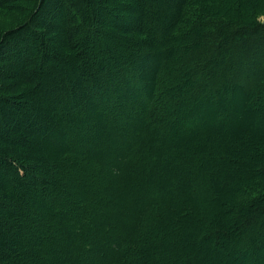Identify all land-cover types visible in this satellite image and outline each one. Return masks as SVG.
Listing matches in <instances>:
<instances>
[{
    "label": "rangeland",
    "instance_id": "obj_1",
    "mask_svg": "<svg viewBox=\"0 0 264 264\" xmlns=\"http://www.w3.org/2000/svg\"><path fill=\"white\" fill-rule=\"evenodd\" d=\"M40 1L42 2L2 0L0 33L17 29L27 23L46 40L44 41L48 49L61 51L68 60L73 52L66 46V36L59 31L60 22L55 29L47 27L52 9L46 12V20H43V11H39ZM179 1L89 0L92 24H97L98 19L103 23L108 18L102 13L103 5L113 7V15L109 17L117 24L104 23L108 25L106 29L92 33L94 35L88 34V29L83 27V38L80 40L82 50L78 47L79 53L70 61L73 65L70 63V66L66 65L61 70L44 69L46 65L38 61L39 53L29 52L36 60V71L32 74L33 80L37 81L34 87L24 85L19 80L21 77L18 73L25 69L22 63L19 64L22 58L28 51L35 50L32 40L26 39L23 43L25 50L22 49V44L11 49L15 55L6 57L5 51L0 52V111L3 118H9L8 124L1 127L2 134L11 138L27 128L24 143L13 144L11 147L14 158L18 159L20 154L25 155L27 162L38 167V172L54 174L53 163L60 155L71 154V148L87 154L84 155L86 160H83L79 171L78 168L74 170L87 184V193L91 190L87 200L83 199L78 203L79 208L75 204L73 208L53 205V209H49L45 200L43 204L36 206L42 218L32 234L39 236L41 247L48 246L51 264H136L133 256L139 250L147 251L146 256L155 264H185L184 260L188 259L195 260V264H264V223L261 226L256 223L249 233L250 236H256V247L251 249L247 245L248 250L243 255L236 248L237 243L245 241H234V233L229 237H209L202 241L210 235L206 229L211 224L215 227L227 225L234 217V211H228L230 203L239 202L233 198L234 193L241 190L264 191V172L253 173L255 171L246 165L243 169L236 168L232 161L242 156L246 162H260L259 158H250L254 152L261 153L264 150V107L257 100L251 101L247 106L242 104L244 95L239 90L234 92L231 89V77L226 84L227 88H218L219 101L212 103L201 101V95L190 97L192 91L189 92L187 86L176 88L168 92L170 94L165 95V98L181 99L177 111L168 107V111L163 113L165 117L157 123L158 128H152L150 121L144 120L145 110L149 109L147 102H144L146 87L139 90L135 81L129 83L128 80H121V96L116 98L109 93L100 94L97 89L92 91L91 88L90 95L87 96L82 86V80L97 76L95 66H91V63L109 67L119 57L125 58L127 54L131 56L137 52L135 35L129 34L133 28H125L136 24V14L130 11L131 8L139 10L142 3L149 2L152 16L156 15L158 21L165 22L169 20L168 14L175 10ZM211 1L214 2L212 5L222 7L228 12L251 14L254 15V20L264 23V11L259 7L264 4V0H246L247 4H243V0H234L233 8L228 6V0ZM186 4L190 6L193 0H186ZM121 24L124 26H120ZM57 30L58 32H54ZM72 38L74 40L79 37ZM8 41L11 42L10 38ZM76 43L79 42L76 40ZM114 77L117 78L118 75L114 74ZM144 81H148L147 73ZM101 89L104 90L103 86ZM197 90L200 91V88ZM104 105L107 106L102 109ZM33 106L39 108L40 114L37 116L40 119L36 121L38 124L32 119L26 122V109L30 110ZM21 124L25 128H21ZM201 124L213 134L206 133L204 129L191 133L194 126ZM31 126L36 130H28ZM133 139L142 150L140 163L132 169L125 168L117 175L116 169L112 167H119L122 159L125 163L126 158L121 159L120 155L126 149L128 151V141ZM67 148H70L68 150L71 153L64 152ZM212 148L215 150L216 161L208 166L207 163L196 161L200 167H213L214 175L206 179L200 173V168L188 160L191 156L196 158L206 154ZM262 153L264 157V152ZM223 154L225 157H222ZM218 156L220 159H216ZM126 172L128 178L124 179ZM93 174L100 180L97 188H93L91 184ZM107 179L110 184H105L112 191L103 194L99 188L106 187L103 183ZM122 181L123 189L117 188ZM194 189L199 190L200 199L186 203V195ZM98 190L101 193H97ZM96 193L98 197L101 196L109 202L103 205L104 200L99 201ZM154 195H159L160 200L147 205L145 210L137 214V209ZM201 195L208 197L202 199ZM112 209L118 212L109 214ZM68 210H71L70 214ZM193 211L199 214L200 220L189 216ZM185 213L192 220L191 224L181 221L180 214L184 216ZM130 215H136L138 226H145L151 231L150 234L142 230L138 233L142 237L150 235V240L154 238L160 241L159 245L146 244L149 240L146 237L144 241L141 239L138 247L129 251L127 258L121 256L108 261L110 254L115 253L112 238L115 234L123 235L129 230V223L133 222ZM47 224L48 230L42 231ZM228 231L231 233V230ZM47 236H51L50 240H47ZM141 244L145 245L141 247Z\"/></svg>",
    "mask_w": 264,
    "mask_h": 264
},
{
    "label": "trees",
    "instance_id": "obj_2",
    "mask_svg": "<svg viewBox=\"0 0 264 264\" xmlns=\"http://www.w3.org/2000/svg\"><path fill=\"white\" fill-rule=\"evenodd\" d=\"M228 1L230 2L228 6L233 8L232 2L234 0ZM46 3H48V6ZM213 3L211 0H193V4L187 6L186 0H180L177 6L175 5V10L168 14L169 20H165V22L158 21L156 15L152 16L149 2L142 3L139 10L131 8L130 11L136 14V24L125 28L128 30H130V27L133 28L128 33L135 35L136 40L134 42L137 45V52L131 56L127 54L125 58L119 57L109 67H100L95 62L91 63V66H95L94 70L97 76L82 80L86 95H90L89 88H91L92 91L97 89L100 94L107 95L109 93L112 97L119 98L122 89V82L120 81L124 80L125 82L128 80L127 82L130 83L133 80L139 86V90L146 87L144 93L146 101L144 102H147L149 109L145 110L144 120L150 121L149 124L152 128H158L157 123L165 117L163 113L168 111V107L177 111V105L181 103V99L178 97H175L174 100L165 98V95L170 94L168 92L187 86L189 92L192 91L190 97L201 95V101L205 100L212 103L219 101L217 100L218 88H227L226 84L229 82L230 77L233 79L231 89L234 92L239 90L244 95L242 104L247 106L251 101L257 100L260 106L264 107V23L254 20V15L228 12L222 7L212 5ZM247 3L248 1L243 0V4ZM1 4L2 0H0ZM39 5H41L39 11H43V20H46V12H50V9H52L51 14L53 17L51 15L49 23H46L47 27L55 29L56 24L60 22L59 31L66 36V46L71 48L73 54L67 60L61 51H57L55 48L48 49L46 40L31 29L27 23L17 29L0 33V52L5 51L6 57L15 55V52H11V49L20 46L19 44H22V49L25 50L26 46H23V43L26 42V39L32 40L35 50L28 51L22 58V62L19 64L22 63L25 69L18 72L21 77L19 80L27 87H34L37 82L32 78V74L36 71V60L31 57L29 52L39 53L38 61L46 65L44 69L58 68V70H61L66 65L70 66L71 59L79 53L78 47L82 50L80 40L83 38V27L88 29V34H95V32L106 29L105 27L108 25H104V23L117 24L114 20H110L109 16L113 15V7L108 5H103L101 8L104 16L108 18L103 20V23L101 19H98L97 24H92L89 0H42ZM259 7L264 11V4H260ZM120 26H124V24ZM22 30H24L23 33H21ZM54 32H58V30ZM73 36L79 38L73 40ZM9 38L11 42L8 41ZM76 40L79 43H76ZM71 64L73 65V63ZM47 73L49 74L48 71ZM145 73H147L148 81H144ZM114 74H117L118 77L115 78ZM101 86L104 90L101 89ZM197 88H200V91ZM107 98H110V96ZM105 106L107 105L102 106V109H105ZM38 111L39 108L36 106H33L30 110L26 109V122L29 119L34 122L38 121L40 119L37 116L40 114ZM8 120L7 116L2 117L0 111V264H51L48 246L41 247L39 236L35 237L32 234V230L39 226L38 221L42 218L41 213L36 210V206H39L40 203L43 204L42 202L45 200L44 202L49 209H53V205L73 208L75 204H77L75 207L79 208L78 203H81L83 199L87 200L91 190L87 193V184L79 178L77 173H74L76 168L79 171V167L84 163L83 160H86L84 155L87 154L67 148L64 152L72 153L65 154V156L62 154L58 157V160L53 163L54 174H42L38 172L37 166L26 161L25 155L20 154L18 159L14 158L11 147L13 144L24 143L26 140L24 133L27 128L21 124V128H25L21 130V134L19 133L11 138L5 137L2 134L1 127L6 126ZM203 129L206 133L213 134L203 124L194 126L191 133ZM28 130L36 129L31 126ZM254 131L256 132V130ZM231 135L229 132V137ZM127 148L128 151L126 149V152L120 155L121 159L126 158L125 163L122 159L119 167H112L116 169L117 175L123 172L125 168L129 170L140 163L142 150L137 141L135 139L129 140ZM261 151L264 152V150ZM262 152L256 151L250 157L251 159L259 158V163L255 160H253L255 163L246 162L244 161L245 157L242 156L232 161L236 168L243 169L246 165L247 168L255 171L253 173L260 174L264 172ZM214 154L215 150L212 148L211 151L196 156V158L194 156L189 157L192 160L190 159L188 162H192V165L196 164L200 168V173L202 172L203 177L207 179L214 175L213 167L205 168V165L200 167L197 162L207 163L208 166L211 162L216 161ZM222 157H225V154ZM216 159H220L219 156ZM91 178L93 188H97L96 186L100 184V180L96 174H93ZM127 178L128 174L124 179ZM105 183L110 184V181L107 179L103 184ZM123 184L124 181L117 188L123 189ZM105 186L99 188L103 194L112 191L108 184H105ZM100 191L98 190L97 193H101ZM97 193L96 198L103 201L104 198L98 197ZM186 196L188 198V200L184 199L186 203H190L194 199H200L199 190L196 191L195 189ZM159 197V195L151 196V200L137 209V214L141 210H145L148 207L147 205L157 203L160 200ZM202 197L208 196L201 195ZM233 198L239 201L238 204L230 203L228 207V211H234V217L230 221H226L227 225L215 227L211 224L206 229V232H209L210 235L203 238L202 241L207 240L209 237L217 239L229 237L234 233L232 237L234 241L239 242L244 239L246 242L237 243L238 247L236 249H238L240 255H243L248 250L247 245L251 249L256 247V236H250L249 233L255 225L261 226V223H264V191L261 189L241 190L234 193ZM104 202L103 205L109 201L105 199ZM97 210L96 206L95 211L97 212ZM68 211L70 214L71 210ZM117 212L118 210L112 209L110 213H107L114 215ZM191 213L192 215L189 216L200 220L198 213H195V211ZM180 217L182 222L191 224L192 220L188 218L186 213L184 216L180 214ZM130 219L133 222L129 223V230L123 235L115 234L113 236L115 253L114 255L110 254L108 261H113L121 256L127 258L126 255L130 254L129 251L138 247L141 239L144 241L146 237L149 239L146 244H150V246L159 245L160 241H156L154 238L150 240V235L142 237L138 233L142 230L150 234L151 231L146 229L145 226H138L136 215L133 217L130 215ZM48 226L49 224L45 225L42 231H47ZM116 228L118 227L116 226ZM227 229L231 230V233H228ZM50 238L51 236H47V240H50ZM144 245L141 244V247ZM145 252L147 251L140 252L139 250L133 256L135 257L134 262L136 264H155L150 257L146 256ZM194 261L193 259L184 260L185 264H195Z\"/></svg>",
    "mask_w": 264,
    "mask_h": 264
}]
</instances>
